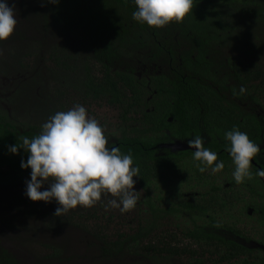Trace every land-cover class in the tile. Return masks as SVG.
<instances>
[{"label": "trees", "instance_id": "16d2710c", "mask_svg": "<svg viewBox=\"0 0 264 264\" xmlns=\"http://www.w3.org/2000/svg\"><path fill=\"white\" fill-rule=\"evenodd\" d=\"M43 2L45 13H38L34 18L42 22L46 32L49 33L46 27L51 26L57 28L60 35L69 37L79 52L53 43L45 59L42 54L45 44L43 35L34 36V39L28 37V41L36 40L41 45L36 43L39 61L32 66V70H36L39 62H42L41 70L47 63L51 66L43 68V71L61 74L67 85L71 84L85 96L104 98L118 108L119 124L115 129L119 136L112 139L114 133L109 134L108 146L118 147L121 153L132 154L134 166L139 168L136 179L142 188L148 189L166 169L177 165L181 156L192 159L194 150L174 153L168 148L158 147L160 142L168 140L167 130L181 139L201 136L203 146L216 152L217 160L223 161L225 172H232L234 168L225 150L226 131L235 127L246 132L249 139L257 144L264 141V115L257 114L259 111L255 106L263 107L259 98L250 95L248 105L246 93L239 94L241 87L247 90L246 86H251L247 68L242 70L240 65L233 63L217 66L211 55V49L226 28L224 22L219 21L222 20L221 13L217 14L215 7H230L232 13L250 16L264 24V0H193L192 11L182 22H170L169 27L162 28L134 21L132 13L136 8L131 0ZM39 14L42 20L37 18ZM187 17L188 21L185 20ZM175 35L186 37L193 41V45L183 52L176 50L179 43ZM10 53L15 55L12 51ZM19 64L22 71L28 69L20 60ZM225 68L227 71L221 74ZM40 130L39 126H25L18 122L0 105V183L19 181L29 175L30 169L20 167L21 159L26 161L27 153L19 149L17 154H11L7 146H19L24 137L31 138ZM254 160L264 169V157H261L262 162L257 156ZM196 164L193 161L192 167L198 171ZM256 170L252 165L253 178L247 182L250 186L262 187V190L254 192L257 198L262 199L264 184L255 175ZM211 183V190L217 196L218 190L222 189L218 183ZM224 191L220 202L215 196L212 201L213 196L208 193L206 198L202 196V200L181 203L183 210L196 211L201 219L204 218L197 224L198 229L185 232V235L193 237L196 242L215 241L214 249L218 255L215 264H228L242 256H253L259 264H264V251L249 248L227 235H240L232 220L220 222L216 219L219 207H226L227 202L230 209L236 206L232 197L235 194L228 195ZM238 199L244 202L243 198ZM261 212L260 223L264 231V206ZM224 230L227 234L222 233ZM145 231L139 229L134 235L110 244L106 242L103 251L109 252V255H120L123 251L138 254L136 237L144 235ZM190 253L192 256L191 249ZM244 263L247 261L244 260ZM0 264H25L4 244L1 235ZM189 264L205 263L195 257Z\"/></svg>", "mask_w": 264, "mask_h": 264}, {"label": "rangeland", "instance_id": "374dc122", "mask_svg": "<svg viewBox=\"0 0 264 264\" xmlns=\"http://www.w3.org/2000/svg\"><path fill=\"white\" fill-rule=\"evenodd\" d=\"M43 1L9 0V4L14 5L17 24L13 33L0 41V100L9 115L18 122L39 127L56 112L67 111L80 104L86 108L89 117L99 122L106 137L114 133L112 139L117 138L119 134L115 127L119 124V111L114 104L104 98L87 97L71 84L68 86L61 74L43 71V68L51 66L47 63L41 70L42 62H39L36 70H32V66L39 61L36 56L39 47L36 40L28 41V37L34 39V36L43 35L45 44L42 54L45 59L53 43L79 52L69 37L60 35L59 30L51 26L46 27L49 33L46 32L42 22L34 18L38 13H45ZM215 10L217 14L221 13L222 20L219 21L224 22L226 28H223L224 34L211 49L214 63L217 66L233 63L240 65L242 70L247 68L250 74L248 83L251 85L249 88L246 86L247 104L250 105V95L258 97L263 106L260 110L263 111L264 24L250 16L236 15L230 7L216 6ZM40 14L37 18L42 20ZM185 20L188 21L189 17ZM169 26L170 23L164 27ZM175 36L179 43L176 50L183 52L193 45V41L186 37ZM19 60L28 68L26 71L21 70ZM223 71H227V68L222 69L221 74ZM192 162L191 157L181 156L177 165L166 169L148 189L142 188L134 177L137 181L134 186L137 202L132 210L125 213L115 208L106 210L105 205L114 199L109 194L102 196L101 201L91 208L78 205L57 217L53 215L58 206L54 201L33 202L23 194L29 175L19 181L0 183V235L4 244L25 264H189L195 257L204 260L205 264H215L218 258L215 241L196 242L193 237L185 235V232L198 229L197 224L204 218L201 219L196 211L183 210L181 203L202 200V196L206 198L211 190V182L223 187L233 181L232 172L222 170L210 174L211 170L208 169L201 173L192 167ZM170 163L174 162L170 160ZM46 187L47 184L44 185ZM211 196L212 201L214 196L218 202L223 198L219 193ZM250 199L246 204L241 203L231 209L228 202L226 207L218 204L221 207L216 219L220 222L232 220L241 235L236 237L225 230L222 233L256 250L263 248L260 243L262 219L258 217V211L252 210ZM263 201L264 198L261 199ZM248 208L251 209L249 212ZM229 215H232L231 219ZM139 229L142 232L146 230V233L136 237L138 254L123 251L120 255H109V252L103 251L106 242L110 244L134 235ZM234 263L259 264V260L253 256H242L228 264Z\"/></svg>", "mask_w": 264, "mask_h": 264}, {"label": "clouds", "instance_id": "9594fccd", "mask_svg": "<svg viewBox=\"0 0 264 264\" xmlns=\"http://www.w3.org/2000/svg\"><path fill=\"white\" fill-rule=\"evenodd\" d=\"M47 2L57 4L59 0ZM131 3L136 8L132 19L155 28L182 22L193 8V0H131ZM16 24L14 5L9 0H0V41L13 33ZM245 91L241 87L239 94ZM224 139L234 166V182L242 184L252 179V161L261 152L260 145L235 127L224 133ZM187 143L194 149L192 159L197 162L199 172L210 169V174H216L224 169L217 153L203 146L201 136L196 135ZM108 144L99 122L88 116L83 105L76 104L50 116L37 135L24 137L19 146H7V151L17 154L23 149L27 153L26 161L20 162L21 169H30L23 194L33 202L54 201L58 205L54 216L66 214L78 205L91 208L109 194L114 199L105 205L106 210L115 208L125 213L136 206L134 177H139V168L134 166L131 153H121L118 147ZM255 175L264 178V169H257Z\"/></svg>", "mask_w": 264, "mask_h": 264}, {"label": "flooded vegetation", "instance_id": "af4514ba", "mask_svg": "<svg viewBox=\"0 0 264 264\" xmlns=\"http://www.w3.org/2000/svg\"><path fill=\"white\" fill-rule=\"evenodd\" d=\"M0 105L1 106L4 105L1 100H0ZM255 106H257L258 111H259V112H257V114L264 115V110L263 111L260 110V109H262V107L260 105H255ZM3 107L5 108V105ZM5 109L7 110V108H5ZM7 112H8V110H7ZM169 120H171V118H169ZM167 133L169 135L168 140L167 141L160 142L158 144V147H160V148H166V147H161L160 146V144H162V143H172V142H174L176 140H181V141H186L187 142L188 140H190V138L189 139H187V138L181 139L179 137H175V136L171 135L168 130H167ZM263 144H264V141H262V143L259 144L260 147H261V152L257 155V157L259 158L260 162H262L261 157H264V150H263L264 147L262 146ZM168 149L171 150V148H169V147H168ZM187 150H192V149H187ZM179 151H182V150H175V151H172V152L176 153V152H179ZM252 165L255 166L257 169H261V167L258 164V162H256L254 159L252 161ZM259 178H260L262 184H264V178H261V177H259ZM246 181H248V180H246ZM246 181L244 183H242V184H236V183L231 184L230 182H228V183L225 184V186H223V187L220 186L222 190L219 189L218 190V193L220 195H222L223 194V190H225L224 193H226L228 195L235 194L236 197L233 196V195H232V197L234 199V203L236 204V206L237 205H240L241 203L242 204H246V202L248 201V199L251 197L250 202L253 203L252 210L258 211V214H259L258 217L260 218V216H261L260 214H262L261 209L264 206V201L261 202V198H257L256 195H254V192H255V190H256V192L259 191V190H262V187L260 185H251L250 186L249 183L246 182ZM244 190H246V192H244ZM208 193H210L212 195L213 194H216V192L215 191H212V190H210ZM237 195H238V197H237ZM238 198H243V201L244 202L239 201ZM236 206H234V208ZM250 210L251 209L248 208L247 211L249 212ZM230 234H232V233H230ZM263 235H264V231H263L262 236H261L262 239H263ZM235 236L237 237V235H235ZM260 243L263 246V248L260 247V249L264 251V244L262 242H260ZM251 246H253L252 243H251Z\"/></svg>", "mask_w": 264, "mask_h": 264}, {"label": "water", "instance_id": "95a60500", "mask_svg": "<svg viewBox=\"0 0 264 264\" xmlns=\"http://www.w3.org/2000/svg\"><path fill=\"white\" fill-rule=\"evenodd\" d=\"M161 147L171 148L172 151L175 150H186V149H192L188 146V143L186 141L176 140L172 143H162L160 144ZM194 150V149H192Z\"/></svg>", "mask_w": 264, "mask_h": 264}]
</instances>
